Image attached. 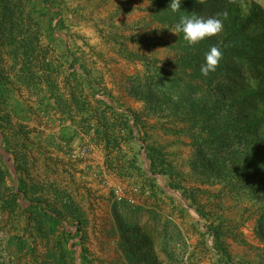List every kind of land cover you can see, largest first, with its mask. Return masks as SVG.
Here are the masks:
<instances>
[{"label": "trees", "instance_id": "trees-1", "mask_svg": "<svg viewBox=\"0 0 264 264\" xmlns=\"http://www.w3.org/2000/svg\"><path fill=\"white\" fill-rule=\"evenodd\" d=\"M35 1L0 0V149L12 156L17 176V180L11 177L0 153V213L15 217L12 228L16 232L0 249V264H12L15 255L24 251L35 262L38 243L44 244L45 252L37 264H65L70 252L64 246L75 238L80 264H90L83 209L66 193L55 190L52 198L47 197L27 183L29 132L14 122L9 107L17 83L44 90L39 107L52 106L60 114L64 126L59 140L65 145L82 131L91 142L102 144L107 171L120 179L136 178L140 191L154 201L164 193L154 176L166 179V186L185 201L181 213L191 210L203 221L205 230L198 229V233L211 238L213 264H233L228 232L222 221H209L199 195L210 196L205 187L219 186L218 197L225 194L237 202H248L256 214L254 263L264 264L263 6L256 0H184L181 11L174 13L168 9L170 0H143L149 2L152 20L166 29L191 12L204 17L226 13V17L220 16L224 28L218 36L197 45L189 46L182 33L174 35L172 43L166 44L175 54L169 64L140 59L143 72L127 79L128 95L143 106L135 110L116 104L84 65L80 64V72L74 68L79 58L54 36L55 30H62L60 18L55 27L50 20L48 28L51 42L63 46L61 61L47 59L39 15L43 17L44 10L52 13L54 1L40 0L39 13ZM213 45L221 48L223 58L215 72L204 76L200 68ZM7 61L12 62L13 73L7 69ZM61 69L62 87L54 77ZM100 93L110 103L97 98ZM149 117L156 122L150 128L159 126L163 134L188 139L186 173L170 158L165 145L147 131ZM187 180L192 187L186 185ZM156 209L154 205L112 201L111 230L123 263L196 264V253L188 251L179 225ZM65 223L75 226L74 235L65 229Z\"/></svg>", "mask_w": 264, "mask_h": 264}, {"label": "rangeland", "instance_id": "rangeland-1", "mask_svg": "<svg viewBox=\"0 0 264 264\" xmlns=\"http://www.w3.org/2000/svg\"><path fill=\"white\" fill-rule=\"evenodd\" d=\"M51 1H54L53 12L50 13L44 10L43 17L39 15L43 26L42 46L45 53H48L46 55L47 59L49 61L53 60L54 63L61 61L58 59L61 56L63 46L61 47L60 42H51L50 36L52 34L48 28L50 20L52 26L55 27L56 21L60 18L63 27L62 30H59V28L55 30L54 36L61 39L64 46H67L69 51L79 58L76 67L80 64L91 67V78L97 79L105 93L118 100H114L116 104L135 110L142 109V104L128 95L127 79L134 74L143 72L144 65L140 60L142 58L156 59L167 64L173 62L175 54L166 47L165 43L167 42L164 41L170 40L167 44L172 43L174 34L168 29L159 30L160 40L153 47L148 44V47H146L140 45L141 42L137 36L136 43L125 38L124 34L119 31L120 26L118 27L115 24L116 17L108 16L106 14L108 12L102 13L99 5L95 14V9H93L95 8V0ZM256 1L264 8V0ZM34 4L35 11L41 12L40 0H36ZM87 31L93 32V38L96 39L94 45L88 43L89 38L85 36ZM109 39L112 42L116 41L117 44L108 41ZM99 50L103 52L99 54ZM116 50H121L123 56L118 54ZM6 67L13 73L11 61L6 62ZM108 67L113 70L112 73L105 71ZM61 70L54 77L57 78L58 85L62 87L63 70ZM101 76L102 79L105 77L106 81L101 82ZM111 81L115 84L107 88L105 84L110 85ZM42 96H44V90L42 93L38 89H28L17 83L9 104L14 122L25 126L26 131L29 132L31 142L28 144L27 149V183L38 187L41 190L40 193L47 197L52 198L55 190L66 193L83 209L87 221L86 227L84 226L86 232L85 245L89 250L88 259L90 264H124L116 249V242L111 230L113 219L110 207L112 201L116 198L114 192L117 188L121 190L124 197H132L137 204L146 205L147 207L154 205L163 217H171L181 228L189 247L188 251L196 253L194 258L196 264L214 263L215 258L210 249L212 246L211 238L209 236L202 238L198 233V229L200 231L205 230L203 221L191 210H185L181 213L180 209L186 206L185 201L179 192L166 186V179L158 175L154 176L156 183L164 191L154 201L149 199L148 194L140 191L136 178L124 179L119 184L114 180V177L103 173L101 166L95 164L94 161L97 157L99 158V152L92 150L89 140L85 141L83 136L79 135L69 146L65 145L62 149L56 143L59 137L57 138L55 134H52V131L58 127L59 117H56L57 113L54 112L52 106L39 107ZM97 97L104 98L105 94L100 93ZM136 102L138 105H136ZM49 103H52V101ZM46 104L47 102L44 105ZM146 123L147 131L152 135L153 140L165 145L170 158L179 166L180 171L186 173L188 171L186 160L190 154V148L187 145L188 139L184 136L174 137L164 134L167 136L165 139L161 135L162 132L158 128L159 126L156 129L150 128L156 123L153 118H147ZM79 133L83 134L82 131H79ZM84 147L87 148L85 156L76 159L71 157L73 150ZM0 153L9 168L11 177L17 180L12 156L1 149ZM172 153L175 154L172 156ZM145 168H148L147 162H145ZM72 173L75 176H72ZM8 183L10 184L9 181ZM186 185L192 187L191 181L187 180ZM133 187L138 188L137 193L132 191ZM208 187L210 196L199 195V200L201 204L206 206L205 210L210 215L209 221L216 222L220 220L224 223L228 232L227 243L233 257L232 263L255 264L253 247L258 245V241L254 237L252 229L256 219L254 209L248 202H238L235 205L234 203L237 201L228 195L218 197L217 188L214 186ZM21 204L23 207L26 206L24 202ZM145 219L146 217L142 221H145ZM14 220V216L0 213L1 250L5 248L8 239L16 234L12 228ZM65 229L72 235L76 232V228L72 223H65ZM72 244H75V246H72ZM64 248L70 252L66 256L65 264H80L78 238L70 240ZM11 252L16 253L13 248H11ZM44 252V244L38 243L36 245L35 254L37 259L35 262L24 251L15 255L12 264H37L41 261ZM2 254L5 255L4 252ZM160 256L164 259L162 255Z\"/></svg>", "mask_w": 264, "mask_h": 264}, {"label": "crops", "instance_id": "crops-1", "mask_svg": "<svg viewBox=\"0 0 264 264\" xmlns=\"http://www.w3.org/2000/svg\"><path fill=\"white\" fill-rule=\"evenodd\" d=\"M94 5H95V8H93V9H95V14H96V9H98L97 6L99 5L101 7V9L100 8L99 9L102 11V13L108 12V13H106L108 16L110 15V17H112V18L116 17L115 24L118 27L120 26L119 27V31H121L124 34L125 38L130 39V40H132V41H134L136 43L135 40L137 39L136 38V36H137V37H139V41L141 42L140 45L142 44V45H145L146 47H148V45H150V46L153 47L154 44L157 43L158 40H160L159 39V34H158L159 30H167L166 28L158 25L157 23H155L152 20L148 1H143V0H95ZM103 9H105L106 11H104ZM85 34H86L85 36L87 38H89V42L88 43H90L91 45H94V42H96V39L93 38V36H94L93 32L90 33V32L87 31V33H85ZM105 40L107 41V39H105ZM108 41L112 42L110 39ZM169 41L170 40H165L164 42L168 43ZM112 43L113 44L114 43L117 44L116 41L112 42ZM167 43H165V45ZM117 46H118V48H120L119 45H117ZM92 50H94V49H92ZM116 51L118 52V54L123 56L121 50H116ZM98 52H99V54H101L103 51L99 50ZM74 68L78 72H80V65H77V67L75 65ZM84 68L89 73H91V71H92L91 67L84 66ZM109 68L110 67H108V69H105V71H107L108 73H110V72L112 73L113 70L109 69ZM100 81L101 82L102 81H106V78L104 77V79H102V76H101ZM114 84H115V82L111 81L110 85L105 84V86L107 88H110ZM97 98H99V97H97ZM103 99L106 102L110 103L107 98L104 97ZM114 100L118 101L115 98H114ZM136 105H138L137 102H136ZM56 117H60V114L57 113ZM57 124H58V127L55 128L54 131H52V134L53 135L55 134L56 137L58 138L59 135L62 132L64 123L62 121V122H58ZM161 135L163 136V138L166 139L167 136H165L163 133H161ZM80 136H83L85 141L89 140L90 148L92 150L94 149L95 151L99 152V158L97 157V159H94V161H95V164H99L101 166V169L103 170V173L108 174L111 177H114V180L117 181L119 184L122 183L124 181V179L118 178L114 174H112L109 171H107V169L105 168V165H104V162H103V158H104L103 156L104 155H103V146H102V144L101 143L91 142L88 135L80 133ZM56 143L62 149H64L65 144L63 142H61L60 140L57 139ZM160 144H162V143H160ZM91 163H94V162H91ZM72 176H75V174L72 173ZM214 187L217 188V192L219 193L220 187L219 186H214ZM205 188L208 189L209 187L206 186ZM224 195L225 194H221L220 196L223 197ZM220 201H222V200H220ZM234 204L237 205L238 202H236ZM253 227H254V224H253ZM253 227H252V229H253Z\"/></svg>", "mask_w": 264, "mask_h": 264}, {"label": "clouds", "instance_id": "clouds-1", "mask_svg": "<svg viewBox=\"0 0 264 264\" xmlns=\"http://www.w3.org/2000/svg\"><path fill=\"white\" fill-rule=\"evenodd\" d=\"M183 2L184 0H170L168 9L174 13L179 12ZM222 15L226 17V13L204 17L196 12H191L181 15L175 26L168 30L174 35L182 33L183 39L189 46L197 45L208 38L218 36L223 31L224 21L220 18ZM222 58L221 48L217 45L211 46L209 51L205 53V62L200 68L201 74L207 76L209 73L215 72Z\"/></svg>", "mask_w": 264, "mask_h": 264}, {"label": "built area", "instance_id": "built-area-1", "mask_svg": "<svg viewBox=\"0 0 264 264\" xmlns=\"http://www.w3.org/2000/svg\"><path fill=\"white\" fill-rule=\"evenodd\" d=\"M86 154H87V148H85V147L84 148H77V149L72 151L71 157L73 159H76V158L83 157ZM132 191L134 193H137L138 192V188L137 187H133ZM114 193L116 195L115 199L117 201L125 200V201L129 202L130 204H137L136 201L132 197H124V195L121 193V190L119 188L115 189Z\"/></svg>", "mask_w": 264, "mask_h": 264}]
</instances>
